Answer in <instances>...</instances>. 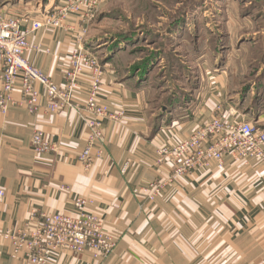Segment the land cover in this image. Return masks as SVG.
Segmentation results:
<instances>
[{"label":"crops","instance_id":"1","mask_svg":"<svg viewBox=\"0 0 264 264\" xmlns=\"http://www.w3.org/2000/svg\"><path fill=\"white\" fill-rule=\"evenodd\" d=\"M27 4L28 0H0V14L38 20L39 12L60 6L61 0H48L42 11H31ZM28 42L38 49L25 54L27 61L61 86L75 48L70 35L40 29L28 36ZM89 43L92 40L86 42L90 50ZM100 62L99 101L112 113L123 112V117L116 123L104 122V156L94 160L90 169L84 170L77 159L87 129L75 110L49 113L42 94L35 115L14 106L0 116V264H28L10 253L2 239L5 229L22 226L32 210L71 213L75 197L93 201L90 210L102 214L117 241L114 252L100 264H264V165L255 160L234 162L227 155L224 171L213 167L193 171L166 187L154 202L133 194L137 186L169 174L167 166L154 165L155 149L187 138L200 124L186 130L181 122L169 125L164 120L159 128L173 129L179 140L162 136L161 131L152 135L137 74L129 77L112 70L111 61ZM88 85L85 74L74 103H85ZM13 98L20 101L19 89ZM217 108L226 122L251 119L264 130V107L239 112L232 101L221 106L210 98L198 113L212 117ZM34 131L58 144L59 153H34ZM125 162L129 166L123 174ZM49 264L96 263L88 254L62 252Z\"/></svg>","mask_w":264,"mask_h":264},{"label":"built area","instance_id":"2","mask_svg":"<svg viewBox=\"0 0 264 264\" xmlns=\"http://www.w3.org/2000/svg\"><path fill=\"white\" fill-rule=\"evenodd\" d=\"M103 1L61 0L60 6L39 12L38 20H30L27 15L0 14V116H6L14 106L35 115L41 106L42 94L49 113L75 110L87 129L85 146L77 158L84 170L104 156V122L116 123L123 117V112L112 113L100 103L103 66L97 54L86 46L89 25L95 20L97 8ZM71 19L74 21L68 24ZM40 29L65 31L75 45L61 86L25 58L29 50L38 49L28 42V36ZM85 74L89 76V85L85 103L81 105L74 103L73 97ZM17 89L21 96L18 102L13 98ZM167 130L160 128L163 135ZM31 150L39 155L58 154L59 146L48 142L41 131H34ZM227 155L234 162L255 160L264 165V130L251 119L226 122L217 108L210 120L200 124L187 138L172 145H159L155 149L154 165L167 166L168 176L137 186L132 192L154 202L166 187L193 171L211 167L224 171L223 160ZM128 166L125 162L121 173L124 174ZM2 196L0 191V198ZM93 204L90 199L75 197L71 213L32 210L22 226L5 229L2 239L14 257L28 264H49L54 255L62 252L74 256L88 254L94 263L100 264L114 252L117 241L107 230L102 214L90 210Z\"/></svg>","mask_w":264,"mask_h":264},{"label":"rangeland","instance_id":"3","mask_svg":"<svg viewBox=\"0 0 264 264\" xmlns=\"http://www.w3.org/2000/svg\"><path fill=\"white\" fill-rule=\"evenodd\" d=\"M47 3L27 6L42 11ZM91 40L112 70L137 74L150 121L172 102L179 107L165 120L186 130L210 120L198 113L210 98L232 101L239 112L264 107V0H105L89 25Z\"/></svg>","mask_w":264,"mask_h":264},{"label":"trees","instance_id":"4","mask_svg":"<svg viewBox=\"0 0 264 264\" xmlns=\"http://www.w3.org/2000/svg\"><path fill=\"white\" fill-rule=\"evenodd\" d=\"M263 85V83L261 84ZM264 86V85H263ZM250 88V86H248L244 92L248 91ZM260 90H261V87H260ZM260 94V92H259ZM260 98V97H259ZM172 106H170L169 108H165L167 110H165V112H160L158 116H156L152 121H151V124H150V127H151V134L153 135L160 127V125L162 124V122H164L165 120V115L167 113H170L172 110H174L175 108L179 107L175 102H172L171 103Z\"/></svg>","mask_w":264,"mask_h":264}]
</instances>
